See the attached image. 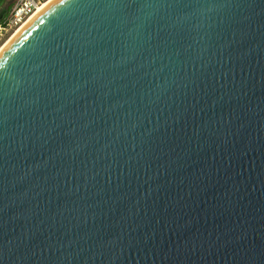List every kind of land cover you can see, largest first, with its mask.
I'll use <instances>...</instances> for the list:
<instances>
[{"label": "water", "instance_id": "1", "mask_svg": "<svg viewBox=\"0 0 264 264\" xmlns=\"http://www.w3.org/2000/svg\"><path fill=\"white\" fill-rule=\"evenodd\" d=\"M0 264H264V0H54L0 54Z\"/></svg>", "mask_w": 264, "mask_h": 264}, {"label": "built area", "instance_id": "2", "mask_svg": "<svg viewBox=\"0 0 264 264\" xmlns=\"http://www.w3.org/2000/svg\"><path fill=\"white\" fill-rule=\"evenodd\" d=\"M8 2L7 0H0L1 2ZM8 16L0 22V35L6 32L17 30L36 10L42 5L40 0H14Z\"/></svg>", "mask_w": 264, "mask_h": 264}, {"label": "bare ground", "instance_id": "3", "mask_svg": "<svg viewBox=\"0 0 264 264\" xmlns=\"http://www.w3.org/2000/svg\"><path fill=\"white\" fill-rule=\"evenodd\" d=\"M54 0H47L41 6L37 8V10L17 29L10 35L9 39L5 42V44L0 47V54L2 51L10 44V42L18 35V33L28 24L30 23L42 10H44L51 2Z\"/></svg>", "mask_w": 264, "mask_h": 264}, {"label": "flooded vegetation", "instance_id": "4", "mask_svg": "<svg viewBox=\"0 0 264 264\" xmlns=\"http://www.w3.org/2000/svg\"><path fill=\"white\" fill-rule=\"evenodd\" d=\"M0 5H1V8H0V22H1L10 13L12 4L10 2H1Z\"/></svg>", "mask_w": 264, "mask_h": 264}, {"label": "rangeland", "instance_id": "5", "mask_svg": "<svg viewBox=\"0 0 264 264\" xmlns=\"http://www.w3.org/2000/svg\"><path fill=\"white\" fill-rule=\"evenodd\" d=\"M8 2H13L14 0H7ZM42 2V4L47 1V0H40ZM6 2V1H5ZM1 8V5H0ZM13 32H10L9 29L6 30V32H2L0 35V47H2L5 42L9 39L10 35H12Z\"/></svg>", "mask_w": 264, "mask_h": 264}]
</instances>
